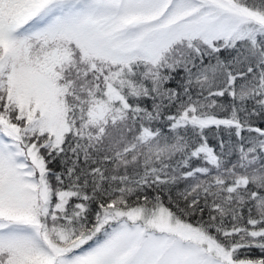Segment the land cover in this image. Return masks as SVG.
<instances>
[{
    "label": "snow or ice",
    "instance_id": "1",
    "mask_svg": "<svg viewBox=\"0 0 264 264\" xmlns=\"http://www.w3.org/2000/svg\"><path fill=\"white\" fill-rule=\"evenodd\" d=\"M0 264H264V0H0Z\"/></svg>",
    "mask_w": 264,
    "mask_h": 264
}]
</instances>
